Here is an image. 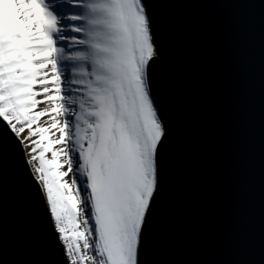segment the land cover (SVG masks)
Wrapping results in <instances>:
<instances>
[{
	"label": "snow or ice",
	"instance_id": "obj_1",
	"mask_svg": "<svg viewBox=\"0 0 264 264\" xmlns=\"http://www.w3.org/2000/svg\"><path fill=\"white\" fill-rule=\"evenodd\" d=\"M0 264H264V0H0Z\"/></svg>",
	"mask_w": 264,
	"mask_h": 264
}]
</instances>
